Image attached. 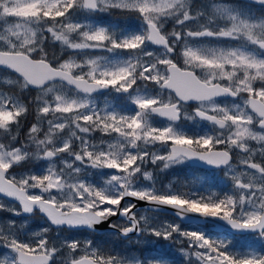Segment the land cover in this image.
<instances>
[{
	"label": "snow or ice",
	"instance_id": "6c2138e0",
	"mask_svg": "<svg viewBox=\"0 0 264 264\" xmlns=\"http://www.w3.org/2000/svg\"><path fill=\"white\" fill-rule=\"evenodd\" d=\"M113 9L137 14L141 30L122 33L76 18ZM204 37L237 44L194 43ZM49 40L71 54L50 60ZM0 67L16 74L0 87V194L20 205L0 203V211L38 210L49 222L24 238L25 224L0 223V264H180L48 236L52 226L94 232L103 223L113 236L178 242L183 264H264V16L223 0L202 8L191 0H0ZM33 88L35 96H24ZM101 93L114 94L115 103L100 107L94 94ZM154 116L166 124L154 126ZM181 120L207 122L210 130L190 134ZM157 145L166 152L150 151ZM186 161L222 167L231 189L205 195L157 187L145 170ZM94 174L106 179L93 182ZM131 200L151 207L138 213ZM163 208L213 230L252 233L257 243L233 248L225 236L147 214Z\"/></svg>",
	"mask_w": 264,
	"mask_h": 264
},
{
	"label": "rangeland",
	"instance_id": "374dc122",
	"mask_svg": "<svg viewBox=\"0 0 264 264\" xmlns=\"http://www.w3.org/2000/svg\"><path fill=\"white\" fill-rule=\"evenodd\" d=\"M194 2L195 0H191L192 4ZM223 2L232 7L242 8L246 12L250 13L251 15L264 16V14L260 13L254 5L247 4L244 2H239L238 0H235V1L234 0H223ZM206 3H207L206 4L207 7H209L210 4L212 3V0H207ZM113 10L121 11L118 9H113ZM108 12H105V13H108ZM104 15L106 14L95 16L94 13H90L87 16H85L83 13H76V18L86 19L92 24L105 25L110 28L117 29L122 33H129L127 32L126 27H121L117 21H112L110 20V18H109L110 21L102 23L101 22L102 20L100 18L103 17ZM190 25H194V21L190 22ZM194 43L204 44L208 46H223V47H233V46H236L237 44V42H231L228 40L215 39V38H209V37L200 38L194 41ZM96 54L97 55H107L106 53H96ZM9 78L15 79L16 74L9 72L7 70L6 72L0 71V84L1 85L3 84L2 82L4 80L9 79ZM5 90H8V89H5ZM71 91L72 90L69 88L70 93ZM107 94L94 96L96 103L100 107H103L106 103H109V104L115 103V100L113 98L114 94L112 93H107ZM35 95H36V90L34 91L33 96ZM127 107H128V110H134L133 106L131 105H128ZM152 120H153L154 126H157V127L163 126L166 124V121H163L155 116L152 118ZM178 127H181V126L178 125ZM101 138L102 137L100 133H98V135L93 134L92 136V139L96 141H99ZM103 138L108 139V137H103ZM166 150L167 149L163 148L160 145H157L155 148L150 149V151H158L159 154H164ZM157 167H158L157 165H152V164L145 165L146 171H152L154 173L156 177V181H157V187L167 188L170 185L172 188L176 190L184 191L186 182L180 181L179 176H177L176 173H172L173 170H176V169L178 170L179 168H181L182 163L171 166L162 172H160ZM90 179H92L93 182H100L103 179H106V177L97 176L96 174H94L92 177H90ZM139 183L145 184L147 182L143 181V178H140ZM221 184H224V186L226 187L225 190L227 189L230 190L232 187V184L228 183V181L226 180L222 181ZM0 203H3L4 205L9 206V207L19 208V206L15 202L8 201L2 197H0ZM144 212L145 210L138 211V213H141V214H143ZM147 214L150 216H154L157 222H163V221L175 222V223H179L180 226L184 228L181 225V223L175 218H173L172 216L154 213V212H148ZM8 220H14L17 222L18 225L25 224V229L22 232V238L26 236H30L32 233L44 227L49 226L48 222L38 213L32 214L31 216H22V215L16 216V215H13V213L10 211H0V223L6 222ZM203 231H207V229ZM48 236L51 240H54L57 242L63 240L66 237L77 239V240H82V241L89 239V236L84 233L74 232L70 230H58L54 228L51 229V231L48 233ZM225 237L229 239V236H225ZM235 237H238V239L233 238V241L236 243L235 246H232L233 248H241L243 246H246L249 243L254 244V245L257 243L254 236H235ZM111 238L114 240H118L119 243L115 244V247H111L110 249H113L116 252L121 253L122 255H136L140 258H145V257L153 258V257H158V256H165L166 258L170 260L174 258H179L180 260H176V261H179L180 264H183V258L179 251L181 245L178 242L163 241L154 236H148V235H144L140 237H133L132 239H129L127 241L118 239L117 237H114V236H112ZM232 245H233V242H232ZM0 252H3V249H0Z\"/></svg>",
	"mask_w": 264,
	"mask_h": 264
},
{
	"label": "flooded vegetation",
	"instance_id": "af4514ba",
	"mask_svg": "<svg viewBox=\"0 0 264 264\" xmlns=\"http://www.w3.org/2000/svg\"><path fill=\"white\" fill-rule=\"evenodd\" d=\"M124 21H131L136 22V24L129 25L127 32L134 33L138 32L142 28V21L139 17H128L124 18ZM172 22V21H169ZM172 28V26L168 27ZM176 61L180 66H183V60L181 57H176ZM219 102L221 103H231L232 98H218ZM195 102H188L187 109L189 112L192 111V109L195 107ZM181 128L188 133H202L204 131L210 130V125L207 122H197L194 123L192 121L187 120H181L178 123ZM253 146H255V142H252ZM240 158V154L238 150H234V162H236ZM183 169L186 170L187 174L191 181L192 186L196 188L197 190H201L204 192L205 195L211 194V192L216 191H228L225 190L226 187L224 184H221L222 181L226 180L228 183L231 184V181L225 177L223 168H217V167H201V166H195L191 165L188 161L182 163ZM205 228V226H203ZM208 228V227H206Z\"/></svg>",
	"mask_w": 264,
	"mask_h": 264
},
{
	"label": "trees",
	"instance_id": "16d2710c",
	"mask_svg": "<svg viewBox=\"0 0 264 264\" xmlns=\"http://www.w3.org/2000/svg\"><path fill=\"white\" fill-rule=\"evenodd\" d=\"M206 1L207 0H195V2L192 5L194 7H198V8L207 7ZM255 7L258 9V11L260 13H264V6H255ZM112 16H114V18H115V16L125 17V16H138V15L137 14H134V13H127V12H122V11L111 10V11H109L107 13V15H104L100 19L103 22H108V21H110L109 18L112 20ZM119 25L120 26H123L122 23L119 24ZM46 51L49 54L50 60L53 57V55H55L56 57H61L62 59H65L70 54V52L68 50H65L63 52V54H62L60 45L58 43H55L54 44L50 40L46 44ZM34 57L35 58H39L38 56H34ZM54 66H56V65L54 64ZM0 71L6 72V70H4V69H0ZM0 87H4V85L3 84L2 85L0 84ZM33 95H34V90H31V89H29L28 91H26L24 93V96L29 97V98L33 97ZM187 188L190 189V184L189 183H186V185H185V189H187ZM193 189L194 188H192V190ZM187 191H189V190H187ZM230 237H232V236H230ZM232 238H234V237H232ZM90 239L96 241L101 246L109 247V249L111 247H115V245L110 246L111 241L109 239H101L100 236H98L96 234H90ZM230 240H232V242H233V245L232 246L236 245V243L233 241V239L230 238ZM103 244H105V245H103ZM176 260H179V258H176Z\"/></svg>",
	"mask_w": 264,
	"mask_h": 264
},
{
	"label": "water",
	"instance_id": "95a60500",
	"mask_svg": "<svg viewBox=\"0 0 264 264\" xmlns=\"http://www.w3.org/2000/svg\"><path fill=\"white\" fill-rule=\"evenodd\" d=\"M242 1H244V2H248V3H255V0H242ZM257 4V3H256ZM0 68H2V69H6V70H8V71H10V72H12V70H10V69H7V68H4V67H0ZM14 73V72H13ZM34 89V88H33ZM163 119V118H162ZM190 163H195V164H198V165H203V162L202 161H190ZM0 196L1 197H3V198H5V199H7V200H9V201H13V202H16L18 205H19V203H18V201H15L13 198H10V197H7L6 196V194H0ZM131 202L132 203H136L137 204V208H136V210H139V209H147V208H149V207H151V206H149V205H147V204H145L144 202H138V201H136V200H131ZM19 207H20V205H19ZM39 212V211H38ZM160 213H165V214H169V215H171V216H173V217H175V218H177V219H179L175 214H174V210L173 209H171V208H163L161 211H159ZM40 213V212H39ZM41 214V213H40ZM28 215H31V214H24L23 216H28ZM42 215V214H41ZM43 216V215H42ZM45 218V217H44ZM46 219V218H45ZM114 219H119L118 217H114L113 218V220ZM180 220V219H179ZM181 222H183V223H187V224H203V222L201 221V220H198L197 218H190L189 220H180ZM53 228H55L54 226H52ZM210 227V226H209ZM211 229V228H210ZM78 230H81V229H78ZM85 230H87V229H85ZM212 231H214V232H222L223 230H227V231H230V232H232V233H235V234H252V233H249V232H234V231H232L230 228H228L227 226H225V225H222L221 227H220V229L219 230H213V229H211ZM94 232H96V233H108V232H113V230H111V229H109V227H108V224L107 223H103V224H100V225H97L96 226V229H95V231ZM137 236L136 234H130V236ZM129 236V237H130ZM125 239V238H124Z\"/></svg>",
	"mask_w": 264,
	"mask_h": 264
}]
</instances>
